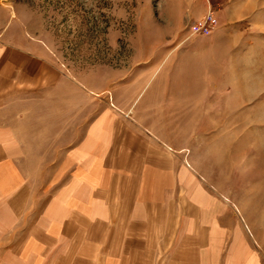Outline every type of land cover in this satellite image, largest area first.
Returning a JSON list of instances; mask_svg holds the SVG:
<instances>
[{
    "label": "rangeland",
    "instance_id": "rangeland-1",
    "mask_svg": "<svg viewBox=\"0 0 264 264\" xmlns=\"http://www.w3.org/2000/svg\"><path fill=\"white\" fill-rule=\"evenodd\" d=\"M227 1L247 10L253 2L264 12V0ZM222 2L0 0V30L8 12L10 23L43 42L59 66L52 90L12 108L26 114L19 127L28 131L19 133L27 145L21 164L33 193L27 222L45 208L67 153L79 156L87 129L110 112L114 124L113 118L164 129L159 136L171 142L172 160L196 175L223 209L229 207L219 220L231 241H248L264 258V19L254 21L259 35L246 37L251 60L225 58L220 46L226 31H232L230 55H242L235 33L244 26L219 22L208 35L192 33L209 12L218 18ZM167 90L174 98L163 94ZM172 105L178 113L169 114ZM142 108L144 117L138 115Z\"/></svg>",
    "mask_w": 264,
    "mask_h": 264
},
{
    "label": "crops",
    "instance_id": "crops-1",
    "mask_svg": "<svg viewBox=\"0 0 264 264\" xmlns=\"http://www.w3.org/2000/svg\"><path fill=\"white\" fill-rule=\"evenodd\" d=\"M222 1L225 6L218 22L244 28L235 33L240 36L242 55H230L232 31L224 33L226 44L220 51L226 48L225 58L250 61L253 52L246 37L260 31L254 21L264 19L262 7L248 2L247 10ZM10 19L7 12L0 30L3 264H264L261 254L249 249L248 241H231L228 227L219 220L229 207L223 209V203L201 186L196 175L172 160L171 142L159 136L164 129L158 131L147 123H116L113 118L114 124L110 112L87 129L80 157L67 153L60 171L55 172V187L45 208L27 222L33 193L21 164L27 145L19 133L28 131L19 127L26 124V114L12 108L27 97L52 90L59 66L43 42ZM167 91L163 94L174 98L175 93ZM169 107V114L178 113L176 105ZM145 112L142 108L138 115L144 117Z\"/></svg>",
    "mask_w": 264,
    "mask_h": 264
},
{
    "label": "built area",
    "instance_id": "built-area-1",
    "mask_svg": "<svg viewBox=\"0 0 264 264\" xmlns=\"http://www.w3.org/2000/svg\"><path fill=\"white\" fill-rule=\"evenodd\" d=\"M218 24L219 22L215 13L211 11L195 22L192 26V33L193 35H208L217 28Z\"/></svg>",
    "mask_w": 264,
    "mask_h": 264
},
{
    "label": "bare ground",
    "instance_id": "bare-ground-1",
    "mask_svg": "<svg viewBox=\"0 0 264 264\" xmlns=\"http://www.w3.org/2000/svg\"><path fill=\"white\" fill-rule=\"evenodd\" d=\"M2 2H4L5 4H7L9 2V0H2Z\"/></svg>",
    "mask_w": 264,
    "mask_h": 264
}]
</instances>
